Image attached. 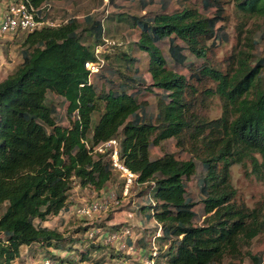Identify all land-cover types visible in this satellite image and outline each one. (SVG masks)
<instances>
[{"label":"trees","instance_id":"obj_1","mask_svg":"<svg viewBox=\"0 0 264 264\" xmlns=\"http://www.w3.org/2000/svg\"><path fill=\"white\" fill-rule=\"evenodd\" d=\"M64 1L24 0L34 8ZM132 1L139 15L121 11L113 17L129 24L134 45L149 56V84L117 70L106 76L104 62L96 73L86 69L87 61L97 60L95 49L105 45L99 11L82 23L69 18L22 34L23 63L0 79V264H14L22 247L32 244L47 248L43 258L67 262L51 250L83 244L80 234L86 235L90 226L67 237L49 223H62L60 213L75 185L100 192L111 180L108 153L94 152L111 138L118 139L120 160L137 175L134 184H146L139 193L145 203L135 214L150 236L149 246L165 247L156 257L150 246L153 264H222L227 255L240 256L241 246L264 230V198L250 208L238 198L230 177L233 164L248 160L264 180V49L251 54L254 66L242 51L235 66L230 63L222 71L208 58L211 48L227 40L220 0H200L207 14L186 4L170 9L167 2ZM110 3L115 7V0ZM236 4L245 15L264 17V0ZM164 40L168 57L158 47ZM118 60L138 73V59L128 52ZM179 67L185 72H178ZM99 82L110 86L105 89ZM141 85L158 91L152 110L138 100ZM50 94L66 103L67 124L58 122ZM215 98L221 115L210 119L201 110ZM171 139L178 147L189 146L200 159L199 200L186 189L196 173L195 158L179 159L169 151L151 156V148ZM199 202L201 223L195 221ZM99 222L97 226H106L107 218ZM107 246L91 242L80 263L106 248L104 255L113 264H144L121 250L110 253ZM249 255L254 264L262 263L261 254Z\"/></svg>","mask_w":264,"mask_h":264},{"label":"rangeland","instance_id":"obj_2","mask_svg":"<svg viewBox=\"0 0 264 264\" xmlns=\"http://www.w3.org/2000/svg\"><path fill=\"white\" fill-rule=\"evenodd\" d=\"M238 0H220V4L224 7V20L222 21V29L227 36V40L222 42L217 48H211L208 52V58L218 66L222 71H225L228 64L235 66V58L240 55V52L249 54L246 59L251 66L255 65L254 57L251 54H257L264 49V17L256 15H245L239 9L236 2ZM154 6L160 3H170V9L180 7L182 4H186L189 7L196 8L198 11L205 14L209 11H205L202 7L200 0H154ZM50 4V3H49ZM132 0H115V7L111 6L110 0H66L64 2H53L50 4L49 9L50 15L48 19L52 22V25H59L62 21L68 20L69 18H76L81 23L86 15L99 11L98 18L102 22L103 26V42H105L104 48L98 49V55L104 59V67L102 71L106 76L113 74L114 70L121 71L126 75L140 76L144 78L145 84H149L150 76L148 73L149 56L146 52L139 50L133 41L135 40V34L130 28L129 24L125 20H117L113 16L114 13L125 11L131 14H140V10L135 6ZM4 3L0 2V11ZM204 10V11H203ZM214 8L210 9L212 12ZM1 18V14H0ZM26 32L17 31L12 34H0V79L11 74L19 65L23 63V49L22 34ZM88 40V39H87ZM162 54L168 57L169 42L164 40L158 43ZM128 52L132 57L137 58L136 66L138 73L135 74L129 67H126L123 62L118 60V56ZM194 62H200V59L192 57ZM233 62V63H232ZM169 67L172 64L169 63ZM182 67L177 68L178 72L184 71ZM116 75H118L116 73ZM115 78V76H114ZM119 79V78H118ZM121 79V78H120ZM116 82H119L117 80ZM102 85H106L107 89L110 85L105 82H99ZM145 85H141L142 92L138 95L139 102H145L148 104V110H152L158 99V92L149 91L144 89ZM49 101L54 104L56 108V118L58 122L67 124L66 120V103L58 96L50 94L48 96ZM221 103L218 98L213 99L209 103V107L201 110V114L208 116L210 119H216L221 115ZM61 119V120H60ZM98 120V114L94 115V122ZM164 151L173 152L179 159L195 158L196 162V173L191 179L186 181L187 193L195 200L201 198L199 192V180L201 178L200 170L201 163L200 159L196 157V153L189 149V146L184 148L178 147L175 144V140L163 141L160 146L151 148V156L157 157ZM110 160V157L108 155ZM231 183L236 189L237 196L243 200L250 208H253L258 202L264 198V180L259 179L256 174L253 165L250 161L246 160L243 164H233L230 167ZM124 184V178L117 171L114 170L111 180L107 185L100 191L97 192L93 188L86 187L81 188L75 185L69 192L67 207L64 212L60 213L63 217L62 223H59L58 227L53 226L54 223H49L50 227L58 229L60 232L67 237L75 234L76 228L82 226H90L91 228L98 229V233L90 236L86 239L84 233L80 234L82 243L76 241L73 244H67L64 249H59L52 252L53 254L65 258L67 264H83L80 263L81 252H83L91 242L103 243L108 245V252L116 254L119 249L117 246L124 242L130 241L133 250L130 252V256L133 261L144 262L149 259V248L152 244H148L150 236L140 225L137 217L136 210L139 205L145 203L144 199L139 196V193L144 189L146 184H134L130 190L129 195L122 196V187ZM118 203L114 205V202ZM91 202H98L103 208L96 212H92L86 216H79V209L85 205H89ZM122 208V209H120ZM198 209L200 217L196 218L197 223L203 221L204 216L201 215L202 204L199 202L195 208ZM128 210H133V217L129 218L126 216ZM3 211V207L1 209ZM107 218L106 226H97V223L101 219ZM117 227V229H115ZM90 228V229H91ZM89 229V230H90ZM125 229H128L129 235L125 234ZM88 230V231H89ZM119 231L121 233L120 243H108L104 242L106 232ZM128 235V236H127ZM79 236V235H78ZM155 245V246H154ZM71 246V247H70ZM128 246V245H127ZM153 255L161 253L165 247H159L156 243L152 245ZM46 247H42L38 244H32L28 247H22V254L20 259L16 260L14 264H39L40 260L47 254ZM53 249V248H51ZM83 250V251H82ZM106 248L98 251V253H92L89 255V259L84 264H113L104 255ZM122 251V250H121ZM123 252V251H122ZM261 254L263 259L261 264H264V230L259 233L255 238L250 240L248 243H244L240 249V256L227 255L222 264H254L253 259L249 253ZM155 257V258H156ZM96 261V263H94ZM119 262V259H116ZM163 259L160 258V263ZM120 264V262L118 263Z\"/></svg>","mask_w":264,"mask_h":264},{"label":"built area","instance_id":"obj_3","mask_svg":"<svg viewBox=\"0 0 264 264\" xmlns=\"http://www.w3.org/2000/svg\"><path fill=\"white\" fill-rule=\"evenodd\" d=\"M4 3L1 8L0 14V34H12L17 31L23 32H31L36 29L43 28L44 26H55L52 25L51 21L45 16L46 12H49L51 6L49 3H46L40 7L34 8L32 6H28L24 0H2ZM1 2V3H2ZM98 49H102L101 47H97L95 49L96 61H87L85 63V67L90 73H96L99 71L104 60L97 54ZM118 139L111 138L94 148V152L105 153L107 152L110 157V163L112 168L122 175L124 178V184L122 187V196L126 197L129 195V190L135 183L137 175L131 172L120 160L118 155ZM118 202L115 201L114 205ZM103 207L98 202H91L89 205H85L79 209V216H86L92 212H96ZM132 212H127L126 216L131 218L133 217ZM98 229L91 228L86 236L89 234L92 236L93 234L98 233ZM125 234H130L128 229H125ZM127 235V236H128ZM160 235V229L157 231V236ZM121 233L119 231L115 232H106V236L104 238V242L108 243H120ZM88 237V236H87ZM128 245V244H127ZM125 241L121 242L117 248L122 250L123 252H130L133 250V247L127 246ZM144 264H153L151 259H147L143 262ZM39 264H67V262L63 261L60 258H55L53 256L42 258Z\"/></svg>","mask_w":264,"mask_h":264},{"label":"clouds","instance_id":"obj_4","mask_svg":"<svg viewBox=\"0 0 264 264\" xmlns=\"http://www.w3.org/2000/svg\"><path fill=\"white\" fill-rule=\"evenodd\" d=\"M128 212H130V211H128ZM133 213V212H132ZM134 214V213H133Z\"/></svg>","mask_w":264,"mask_h":264},{"label":"crops","instance_id":"obj_5","mask_svg":"<svg viewBox=\"0 0 264 264\" xmlns=\"http://www.w3.org/2000/svg\"><path fill=\"white\" fill-rule=\"evenodd\" d=\"M52 252L54 251V250H51Z\"/></svg>","mask_w":264,"mask_h":264}]
</instances>
